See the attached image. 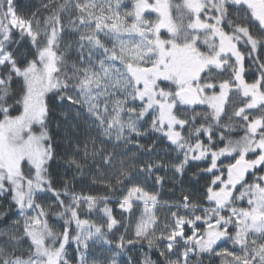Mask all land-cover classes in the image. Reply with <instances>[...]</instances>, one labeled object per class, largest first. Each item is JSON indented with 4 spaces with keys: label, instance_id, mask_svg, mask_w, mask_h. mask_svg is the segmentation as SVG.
Masks as SVG:
<instances>
[{
    "label": "snow or ice",
    "instance_id": "1",
    "mask_svg": "<svg viewBox=\"0 0 264 264\" xmlns=\"http://www.w3.org/2000/svg\"><path fill=\"white\" fill-rule=\"evenodd\" d=\"M0 264H264V0H0Z\"/></svg>",
    "mask_w": 264,
    "mask_h": 264
},
{
    "label": "trees",
    "instance_id": "2",
    "mask_svg": "<svg viewBox=\"0 0 264 264\" xmlns=\"http://www.w3.org/2000/svg\"><path fill=\"white\" fill-rule=\"evenodd\" d=\"M40 2H41V0H33V3H34L35 5H39Z\"/></svg>",
    "mask_w": 264,
    "mask_h": 264
}]
</instances>
